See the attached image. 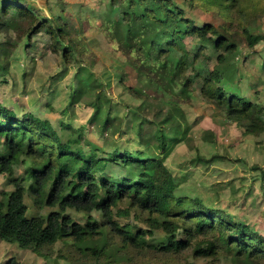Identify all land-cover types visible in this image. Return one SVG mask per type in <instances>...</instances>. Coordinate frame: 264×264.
<instances>
[{"label":"rangeland","instance_id":"rangeland-1","mask_svg":"<svg viewBox=\"0 0 264 264\" xmlns=\"http://www.w3.org/2000/svg\"><path fill=\"white\" fill-rule=\"evenodd\" d=\"M22 1L31 4L29 8L38 16L53 20V26H62L64 42L73 49L64 51L45 29L28 36V23L20 18H0V102L4 106L19 116L31 112L47 119L62 141L82 132L85 140L80 141L81 146L88 140L107 150L119 147L134 153L140 142V122L144 131L159 127L164 133L162 160L178 184L175 195L197 197L204 206L226 212L232 221L264 236V132L245 133L241 123L206 99L200 91L199 75L217 68L221 74L218 84L226 92L261 106L264 116V0H240L237 5L241 3L246 13L235 7L226 17L215 8L174 0L196 25L209 22L227 27L236 43L235 51L219 63L220 52L208 39L183 38L180 49L193 61L186 72L191 79L187 91H178L169 80L181 81L183 73L173 76L156 67H135L127 49L112 41L104 27L110 0ZM113 5L117 7V2ZM243 26L262 37L255 46L247 45ZM61 123L69 127H61ZM148 139L147 150L158 151L155 138L149 134ZM23 158L12 177H22L32 162L30 157ZM11 176L0 174L2 203L6 202L5 193L13 190ZM24 201L28 217L45 216L52 210L38 208L30 193ZM64 213L81 224L88 217L104 222L97 211L87 214L67 207ZM146 216L131 211L116 219L134 230L151 229ZM152 230L154 235L148 239L162 237L161 231ZM88 243L103 246L106 254L95 259L66 239L52 245L46 259L0 240V264L10 257L19 264H243L224 253L212 258H197L192 250L177 257L138 253L121 248L117 241L109 244L107 234ZM199 244L205 246L206 241L201 239Z\"/></svg>","mask_w":264,"mask_h":264},{"label":"trees","instance_id":"trees-1","mask_svg":"<svg viewBox=\"0 0 264 264\" xmlns=\"http://www.w3.org/2000/svg\"><path fill=\"white\" fill-rule=\"evenodd\" d=\"M183 1L215 8L224 17L235 7L245 10L241 3L237 5L240 0ZM116 2L117 7H113ZM29 5L22 0H0V18L12 16L26 21L28 36L45 29L52 42L61 43L64 51H71L73 45L64 42L62 26H53V20L38 16ZM109 8L104 27L112 41L127 49L135 67H156L173 76L183 73L181 81L169 78L178 91L189 89L191 79L186 72L193 65L188 54L180 49L183 38L208 39L220 52L219 63L236 49L227 27L220 29L209 22L196 25L174 0H110ZM242 34L249 47L262 38L244 26ZM199 75L200 91L206 99L224 110L227 117L241 123L245 133L264 132L261 106L226 92L218 84L221 74L217 68ZM143 124L138 125L140 142L134 153L119 147L107 150L88 140L81 146L80 141L85 140L82 132L62 141L47 119L31 112L19 116L0 102V174L11 176L14 168L23 163V157L32 160L22 177L11 176L13 190L5 193V203L0 201V240L16 243L48 259L52 245L72 239L78 251L97 259L106 250L103 246H91L88 241L107 234L109 244L117 241L121 248L138 253L148 251L177 257L184 250H192L197 258L224 253L234 262L264 263V236L243 223L232 221L226 212L204 206L197 197L186 199L175 195L178 184L161 156L164 133L159 127L144 131ZM60 126L69 127L66 123ZM149 134L155 138L158 151L147 150ZM26 193L33 195L38 208L52 210L45 216H26ZM67 207L87 214L97 211L104 222L90 217L82 224L73 221L64 213ZM131 211L147 215L151 229L136 227L134 230L127 224L121 225L116 218ZM152 229L161 231L162 237L148 239L154 235ZM201 239L206 241L205 246L199 244ZM4 264L19 262L10 257Z\"/></svg>","mask_w":264,"mask_h":264}]
</instances>
